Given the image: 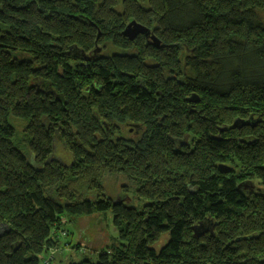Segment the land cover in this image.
Wrapping results in <instances>:
<instances>
[{
  "label": "trees",
  "instance_id": "obj_1",
  "mask_svg": "<svg viewBox=\"0 0 264 264\" xmlns=\"http://www.w3.org/2000/svg\"><path fill=\"white\" fill-rule=\"evenodd\" d=\"M104 211L118 245L78 264H264V0H0V264Z\"/></svg>",
  "mask_w": 264,
  "mask_h": 264
},
{
  "label": "rangeland",
  "instance_id": "obj_2",
  "mask_svg": "<svg viewBox=\"0 0 264 264\" xmlns=\"http://www.w3.org/2000/svg\"><path fill=\"white\" fill-rule=\"evenodd\" d=\"M54 156L64 162L69 161L68 153L58 140L55 142ZM102 187L107 198L120 201L136 209L140 208L141 204L134 197L131 182L123 175L107 174L102 180ZM85 198L93 199V195L87 193ZM62 222L63 229L68 235L61 237L59 234V249L53 252L54 257L50 264H78L84 260L95 262L96 252L102 249L105 251L109 247L118 245V232L114 226L111 211L97 212L89 216L70 219L64 215ZM1 232L2 228L0 227ZM78 245L81 246V251L75 250ZM83 249L87 252L84 253ZM49 257V253H43L39 257L40 264H43V260Z\"/></svg>",
  "mask_w": 264,
  "mask_h": 264
},
{
  "label": "water",
  "instance_id": "obj_3",
  "mask_svg": "<svg viewBox=\"0 0 264 264\" xmlns=\"http://www.w3.org/2000/svg\"><path fill=\"white\" fill-rule=\"evenodd\" d=\"M123 36L128 38L129 40H133L136 36L138 35H144L145 37H150L152 42L151 44H153L154 46H158V40L154 37L153 34H151L150 30L138 23H136L135 21H131L130 23H128L125 27V29L122 32ZM96 52H99V48L95 49ZM238 121H235L233 123V125L231 127H229V129H234L235 127H237ZM219 168L221 170H228V167L224 166V165H220Z\"/></svg>",
  "mask_w": 264,
  "mask_h": 264
},
{
  "label": "built area",
  "instance_id": "obj_4",
  "mask_svg": "<svg viewBox=\"0 0 264 264\" xmlns=\"http://www.w3.org/2000/svg\"><path fill=\"white\" fill-rule=\"evenodd\" d=\"M43 264H49L48 259H44V260H43Z\"/></svg>",
  "mask_w": 264,
  "mask_h": 264
},
{
  "label": "flooded vegetation",
  "instance_id": "obj_5",
  "mask_svg": "<svg viewBox=\"0 0 264 264\" xmlns=\"http://www.w3.org/2000/svg\"><path fill=\"white\" fill-rule=\"evenodd\" d=\"M128 127V130H129V132H131V130L133 129L132 127H130V126H127ZM137 132H135V134H136Z\"/></svg>",
  "mask_w": 264,
  "mask_h": 264
}]
</instances>
